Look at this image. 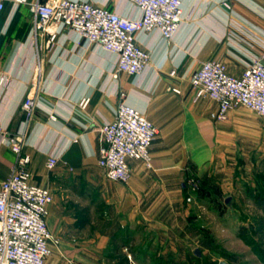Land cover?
<instances>
[{"label":"crops","instance_id":"0c3cea01","mask_svg":"<svg viewBox=\"0 0 264 264\" xmlns=\"http://www.w3.org/2000/svg\"><path fill=\"white\" fill-rule=\"evenodd\" d=\"M35 1L17 5L4 0L0 12V74L8 80L0 85V123L8 133L22 136L33 182L52 192L47 225L60 245L44 264H67L62 257L72 264H103L116 233L128 238L138 224L146 232L165 234L179 206L187 162L197 172L231 152L234 141L224 138L233 133L240 138L235 139L240 152L245 135L264 139V124L230 131L232 121L214 122L209 113L216 104L194 99L188 81L205 60H218L239 74L264 54V0H183L188 19L172 39L156 30L137 35L151 62H161V73L149 66L140 75L120 73L116 79L110 73L112 57L98 48L80 49L68 35L50 47L44 35L34 41L30 4ZM85 1L134 14L125 0ZM6 6L11 10L2 19ZM128 77L137 79L129 83ZM119 90L158 128L150 147L151 168L130 160L131 177L124 184L108 180L97 165L99 127L115 117ZM26 95L35 103L29 117L21 107ZM81 96L89 99L84 108L78 105ZM52 154L58 162L48 169L46 159ZM14 160L9 146L0 144V181Z\"/></svg>","mask_w":264,"mask_h":264},{"label":"built area","instance_id":"2783aa9c","mask_svg":"<svg viewBox=\"0 0 264 264\" xmlns=\"http://www.w3.org/2000/svg\"><path fill=\"white\" fill-rule=\"evenodd\" d=\"M125 1L134 14H121L85 0H36L30 4L32 37L35 41L44 35L50 47L60 35H68L80 49L92 46L110 55L114 79L120 73L140 75L150 66L151 58L137 42V35L156 30L162 38L172 39L188 17L183 0ZM13 2L18 5L27 0ZM4 6L0 0V12ZM188 81L194 99L208 98L216 104L209 113L214 121L225 120L239 105L264 117V54L254 57L239 74L230 73L218 60H205L190 73ZM7 83L0 74V85ZM172 90L180 93L178 88ZM120 97L115 117L99 127L97 165L108 180L124 184L131 177L130 160L151 168L150 147L158 128L123 93ZM88 101L81 96L79 107H86ZM34 104L31 95L24 97L21 107L27 117ZM0 144L9 146L15 155L8 177L0 181V264H44L60 245L47 225L52 192L33 182L31 158L22 150V136L8 133L1 123ZM57 162V154L49 155L46 166L53 169Z\"/></svg>","mask_w":264,"mask_h":264},{"label":"rangeland","instance_id":"374dc122","mask_svg":"<svg viewBox=\"0 0 264 264\" xmlns=\"http://www.w3.org/2000/svg\"><path fill=\"white\" fill-rule=\"evenodd\" d=\"M10 8L5 7L2 19ZM150 66L161 73V62L152 60ZM134 79L128 77V82ZM120 91L118 101L120 93L125 94ZM228 120L233 122L230 131H252V124H264V117L242 105L231 109L225 120L213 121ZM236 137L233 133L224 138L233 139L231 152L204 169L195 172L187 162L179 206L173 224L164 225L165 234L146 232L144 225L138 224L133 225L128 238L116 233L106 246L103 264H264V139L247 134L242 140L244 151L237 152L235 139L240 138ZM90 198L87 192L86 199Z\"/></svg>","mask_w":264,"mask_h":264},{"label":"water","instance_id":"95a60500","mask_svg":"<svg viewBox=\"0 0 264 264\" xmlns=\"http://www.w3.org/2000/svg\"><path fill=\"white\" fill-rule=\"evenodd\" d=\"M227 200H228V199H226V201H227ZM195 253H196L197 256L200 254L198 249L195 250ZM219 264H225V263H224V262H220Z\"/></svg>","mask_w":264,"mask_h":264}]
</instances>
